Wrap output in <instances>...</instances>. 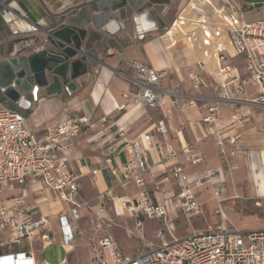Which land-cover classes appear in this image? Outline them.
I'll list each match as a JSON object with an SVG mask.
<instances>
[{
    "label": "crops",
    "instance_id": "0c3cea01",
    "mask_svg": "<svg viewBox=\"0 0 264 264\" xmlns=\"http://www.w3.org/2000/svg\"><path fill=\"white\" fill-rule=\"evenodd\" d=\"M234 1L246 6L248 20L264 18V0ZM85 2L69 0L68 6H78ZM160 8L151 6L145 9L146 12L152 13L153 18L138 22L139 32H145L144 36L138 35L130 20L126 21V30L112 34L116 33L117 26L108 29L106 23L103 24L102 12L97 7L91 13H85L84 16L87 17L79 23L84 25L82 28L88 30V51L98 57L99 63H96L95 59L82 63L79 71L86 73L76 79L74 91L61 95L44 93L31 109H21L38 138L70 114L79 113L91 117V124L84 127L78 137L79 143L65 152L64 156L77 176L81 193L95 202L96 207L102 203L106 190H114L116 198L109 200L108 209L114 226L128 227L130 220L135 219V229L129 227V233H125L124 238L119 239L116 236L120 245H123L124 252L130 256L150 249L156 244L153 241L156 240L157 234L155 238L149 237V234L144 232L143 221L138 219L135 185L132 182L120 184L112 170L121 167L132 155L131 150L125 146L126 140H140L144 132L152 130L155 122L168 116L170 111L173 113L172 120L168 122L171 142L179 153L177 162L186 168L189 175L203 174L206 170H215L222 166L216 141L220 136H236V146L226 144L228 165L230 168L234 164L239 167L229 177L234 182L239 179L246 180L253 196L264 197V112L254 107L247 108L250 115L240 128L236 124L239 115L235 108L228 102H219V121L216 126L204 128L200 121L209 102L191 103L194 95L219 96L225 92L232 94L239 84L244 86L245 92L238 96L244 98H255L260 90L247 74L244 57L237 51L227 32L229 16L221 0H171L164 11ZM79 12L80 10H76V13ZM171 12H174L173 16ZM91 14L96 27L91 22L88 23ZM112 19H119L118 12L113 13ZM30 27L28 25L25 29ZM31 32L30 35L37 40L40 37L45 38L41 32ZM216 45L223 48L222 53L214 50ZM220 55H223V61L220 60ZM134 60L160 70L159 86L181 91L184 94L181 101L173 103L170 95H164L158 109L143 106L118 109L125 104L123 93L128 90V83L121 72L133 75L134 70L130 63ZM200 60L206 61V68L201 74L204 87L196 90L188 76L191 70L196 69ZM225 65L229 66L227 73L220 72V68ZM223 82L226 83L224 87L221 86ZM0 104L12 107V103L2 93ZM14 107L18 108L16 105ZM154 136L158 140L161 139L155 131ZM195 141L198 142L197 147L202 151L205 161L190 166L186 160V147ZM148 154L151 167L146 174L148 188L156 194L161 203H166L169 216L175 215L178 200L173 195L176 187L174 180L167 173L166 164L162 161V148L152 147ZM93 170H97V173L94 174ZM201 188L204 186L197 188L196 194ZM23 190L28 193L27 204L53 220L50 225L51 241L40 245L42 248L55 246L59 253L54 258L45 260L39 249V261L44 264H76L73 251L80 245V237H77L71 246H64L62 237H59V240L55 237L58 231L61 234L59 222L55 217L66 210L68 204L59 198L56 190L45 187L39 181L23 187L15 185L6 195L21 194ZM73 226L83 233L79 221L74 222ZM204 230L206 229L195 228L192 233ZM132 232L137 238H130ZM132 239H139L140 242ZM134 246L139 249L134 251ZM97 247L98 241L89 264H99L95 256Z\"/></svg>",
    "mask_w": 264,
    "mask_h": 264
},
{
    "label": "built area",
    "instance_id": "2783aa9c",
    "mask_svg": "<svg viewBox=\"0 0 264 264\" xmlns=\"http://www.w3.org/2000/svg\"><path fill=\"white\" fill-rule=\"evenodd\" d=\"M221 2L229 16L227 32L237 51L244 57L247 74L260 90L255 98H244L238 96L245 92L244 86L239 84L232 94L194 95L191 103L209 102L200 121L201 126L209 128L216 126L219 121V102H228L239 115L236 124L242 128L250 115L247 108L254 107L264 112V18L248 20L246 10L239 2ZM34 42V37L15 42L11 55L31 47ZM214 50L222 53L223 48L216 45ZM220 60H224L223 55H220ZM130 67L134 70L133 75L121 72L128 83V90L123 93L125 104L118 109L126 106L158 109L164 95H170L173 103L183 98L181 91L159 86L160 70L136 60L130 63ZM205 68L206 61L200 60L196 69L189 72L188 80L196 90L204 87L201 74ZM228 69L229 66L225 65L220 68V72L227 73ZM221 86H226V83H221ZM172 118L173 113L170 111L168 116L155 122L152 130L144 132L140 140H126L125 146L131 150L132 155L121 167L112 170L120 184L132 182L137 188V212L151 219L162 218L166 225L165 229L157 230L156 244L140 254L130 256L124 252L111 231L112 218L108 209L109 200L116 198L114 190L104 192L98 207L91 205L90 200L81 193L77 176L64 156L65 152L79 143L78 137L83 128L91 124V117L86 114H70L38 138L21 109L0 104V264H44L39 261L35 246L51 241L50 225L53 220L27 204V191L6 195L15 185L23 187L36 181L56 190L59 198L68 204V208L55 217L59 222L64 246H71L78 235L82 234L73 223L82 219L83 211L89 210L93 214V228L96 232H102L95 249L99 264H264V230L243 232L223 221L201 232L181 237L174 235L175 226L168 221L166 203H161L147 185L146 174L151 169L149 149L155 146L162 148V161L167 166L169 177L178 187L177 208L190 219L203 211L202 204L196 198V189L205 184L210 183L216 201L221 204L226 190L223 175L224 167L228 165L226 144L236 146L237 137L220 136L216 141L222 166L191 176L177 162L179 153L171 142L168 124ZM154 131L161 139L155 138ZM197 145L195 141L186 147V160L190 166L205 161ZM236 167L235 164L231 166L233 169ZM93 173L96 174L97 170H93ZM263 204L261 200H256L257 206ZM221 214L224 217L222 209ZM25 241L27 244H24Z\"/></svg>",
    "mask_w": 264,
    "mask_h": 264
},
{
    "label": "water",
    "instance_id": "95a60500",
    "mask_svg": "<svg viewBox=\"0 0 264 264\" xmlns=\"http://www.w3.org/2000/svg\"><path fill=\"white\" fill-rule=\"evenodd\" d=\"M84 1L78 6H68L69 0H0V21L3 24L27 23L31 31L45 35L44 39L39 38L42 45L32 53L5 55L0 60V90L19 109L29 110L35 105L26 97L31 91L36 94L39 89H44L47 95H61L64 86L74 91L71 81L86 73L79 71L82 63L93 59L99 63L98 57L88 51V30L79 23L87 17L85 13H91L97 7L108 29L117 26L116 33L112 34L126 30V21L130 20L138 35L144 36L146 33L139 32L138 22L153 18L145 9L154 6L161 7L162 11L171 3V0ZM76 10L80 12L76 13ZM115 12H118L119 19H112ZM90 22L95 25L93 15Z\"/></svg>",
    "mask_w": 264,
    "mask_h": 264
},
{
    "label": "rangeland",
    "instance_id": "374dc122",
    "mask_svg": "<svg viewBox=\"0 0 264 264\" xmlns=\"http://www.w3.org/2000/svg\"><path fill=\"white\" fill-rule=\"evenodd\" d=\"M172 16L174 12L170 13ZM30 38V37H29ZM29 47L23 48V51L25 49H28ZM8 52V50H7ZM6 51L0 53V59L4 55H8ZM10 54V52H9ZM14 107L15 105H10ZM239 169H231L229 165H226L224 167V185L226 187V190L223 194V200L221 204L216 201L213 193H212V187L210 183L205 184L204 188H201L197 191L196 198L197 201L202 203L203 211L191 217L188 219L186 217V214L183 213L181 210H179L176 206V214L169 216V222L173 223L175 226L174 233L175 236L181 237L183 233H192L195 228L198 229H208L209 226L216 227L223 221L228 223L231 227L238 229L243 232L248 231H259L264 230V204L261 206L256 205V200H261L264 203V197H255L251 194V187L247 186L246 180H236L234 182L229 175H231L232 172H236ZM174 182V186L176 187V192L173 195L177 200V192L178 187ZM174 187V188H175ZM203 187V186H202ZM251 189V190H250ZM153 194V193H152ZM138 193L136 198V207L138 206ZM154 200L157 201V198L154 195ZM90 204L94 205L95 202L90 200ZM221 209L224 212L225 217L221 214ZM138 219L143 221V229L144 232L149 237L155 238L157 230L163 228L165 229V221L163 219H151L147 218L144 215L138 211L137 213ZM135 219L130 220V224L128 227L115 225L114 221L112 220V229L111 231L113 234L119 237V239L122 237L124 238V234H128L129 227L133 230L135 229ZM79 224L81 226V229L83 233L81 235H78L80 237L79 243L80 245L76 247L75 251H73V254L76 259V264H89L90 256L96 247V242L100 238L102 232H96V229L93 228V214L89 210L83 211V217L79 221ZM58 230V229H57ZM179 230V233H178ZM135 232V230L133 231ZM132 232V235L130 238H137L135 233ZM179 234V235H178ZM185 236V235H184ZM56 240H59V237H61V234L59 231L56 234ZM134 241H139V239H132ZM158 239L154 240L153 242H157ZM24 244H27L26 241ZM123 247V245L121 244ZM36 249L39 250L41 254H43V258L46 260H49L50 258H54L58 253V248H55V246H49L47 248H42L40 244H36ZM124 248V247H123ZM139 249L138 246H134L133 250L137 251ZM78 253V254H77Z\"/></svg>",
    "mask_w": 264,
    "mask_h": 264
},
{
    "label": "flooded vegetation",
    "instance_id": "af4514ba",
    "mask_svg": "<svg viewBox=\"0 0 264 264\" xmlns=\"http://www.w3.org/2000/svg\"><path fill=\"white\" fill-rule=\"evenodd\" d=\"M22 24L23 23H21L19 25L18 24H11V23L3 24L0 21V53L5 52V51L7 52V50H8L7 53L10 56H23V55H26V54L28 55V54L32 53L33 51L37 50L42 45V42H40L39 40H37L35 38L34 44L31 47H29L28 49H26V51H25V49H24V51H23V49H21V50L17 51L16 53H14L13 55H11V50L13 49V45L15 42L20 41V40H27V39H29V37H32L30 35L32 33L31 28L26 30L25 27H27V26L24 25L23 27H21ZM9 52H10V54H9ZM4 58H5V55L1 59H4ZM71 82H72L71 84H75L76 80L71 81ZM70 92H71V90L67 86L63 87V93L62 94L70 93ZM44 93L46 94L44 89H39L36 94H33L32 91L28 92L26 97L28 98V100L32 101L31 103L33 105L36 103L35 101L36 100L38 101L39 98Z\"/></svg>",
    "mask_w": 264,
    "mask_h": 264
},
{
    "label": "bare ground",
    "instance_id": "6f19581e",
    "mask_svg": "<svg viewBox=\"0 0 264 264\" xmlns=\"http://www.w3.org/2000/svg\"><path fill=\"white\" fill-rule=\"evenodd\" d=\"M24 25L28 26L26 23H23V24L21 25V27H23ZM30 28H31V27H30ZM224 217H225V215H224Z\"/></svg>",
    "mask_w": 264,
    "mask_h": 264
},
{
    "label": "trees",
    "instance_id": "16d2710c",
    "mask_svg": "<svg viewBox=\"0 0 264 264\" xmlns=\"http://www.w3.org/2000/svg\"><path fill=\"white\" fill-rule=\"evenodd\" d=\"M244 8H246V6H244Z\"/></svg>",
    "mask_w": 264,
    "mask_h": 264
}]
</instances>
